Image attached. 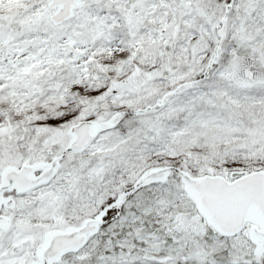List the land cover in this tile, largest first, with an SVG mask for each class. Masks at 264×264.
I'll return each instance as SVG.
<instances>
[{"label": "snow or ice", "instance_id": "6c2138e0", "mask_svg": "<svg viewBox=\"0 0 264 264\" xmlns=\"http://www.w3.org/2000/svg\"><path fill=\"white\" fill-rule=\"evenodd\" d=\"M0 264H264V0H0Z\"/></svg>", "mask_w": 264, "mask_h": 264}]
</instances>
